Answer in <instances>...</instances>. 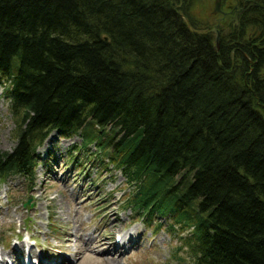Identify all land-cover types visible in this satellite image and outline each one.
<instances>
[{
    "label": "trees",
    "instance_id": "trees-1",
    "mask_svg": "<svg viewBox=\"0 0 264 264\" xmlns=\"http://www.w3.org/2000/svg\"><path fill=\"white\" fill-rule=\"evenodd\" d=\"M173 1L0 0V184L31 188L43 141L77 136L122 176L124 211L185 234L188 264H264V83Z\"/></svg>",
    "mask_w": 264,
    "mask_h": 264
},
{
    "label": "rangeland",
    "instance_id": "rangeland-1",
    "mask_svg": "<svg viewBox=\"0 0 264 264\" xmlns=\"http://www.w3.org/2000/svg\"><path fill=\"white\" fill-rule=\"evenodd\" d=\"M200 6L199 2L197 14ZM12 131L0 87V151L13 147ZM80 141L77 136L50 134L36 150L46 164L37 166L33 186L29 188L19 176L0 184V259H11V249L20 245L17 252L24 257L47 254L53 263L62 259L59 264H188L186 248L176 250L185 234L166 232V228L154 232L153 223L144 225L130 212L121 211L128 190L122 176L110 165H100L90 154L91 146L80 149ZM118 233L133 235L132 244H137L124 245L120 254L109 251L108 244ZM101 240L105 250L96 245ZM44 263L42 259L40 264Z\"/></svg>",
    "mask_w": 264,
    "mask_h": 264
},
{
    "label": "flooded vegetation",
    "instance_id": "flooded-vegetation-1",
    "mask_svg": "<svg viewBox=\"0 0 264 264\" xmlns=\"http://www.w3.org/2000/svg\"><path fill=\"white\" fill-rule=\"evenodd\" d=\"M199 2L201 12L197 14ZM192 5L196 9L195 18L203 23L202 33L211 37L214 48L219 50L222 65L242 71L243 83L247 79L264 83V0H174L171 3L177 10Z\"/></svg>",
    "mask_w": 264,
    "mask_h": 264
},
{
    "label": "bare ground",
    "instance_id": "bare-ground-1",
    "mask_svg": "<svg viewBox=\"0 0 264 264\" xmlns=\"http://www.w3.org/2000/svg\"><path fill=\"white\" fill-rule=\"evenodd\" d=\"M48 141H49V139H47ZM114 217V219H116V216L114 215L113 216ZM115 227V226H114ZM85 230V229H84ZM41 232V231H40ZM67 232V231H66ZM82 234V233H81ZM65 235H68V232L67 233H65ZM127 235H129V234H126V235H124V236H121L122 237V239H123V241H125L126 240V237L125 236H127ZM95 236V235H94ZM93 237V236H92ZM132 237L135 239V237L133 236V235H129V242H130V244H131V246L132 245H134V243L132 244V242H133V240L134 239H132ZM89 239V238H88ZM95 241V240H94ZM86 243V242H85ZM108 244V243H107ZM97 245V247H99V248H101L102 250H105V245H106V243H105V241L104 240H101L100 242L98 241V243L96 244ZM109 245V251H113V253H117V249L116 248H118V246L117 245H113V244H111V243H109L108 244ZM21 246L19 245V246H17V248L15 249L16 251H20L19 250V248H20ZM30 248V247H29ZM101 250V251H102ZM22 251V250H21ZM33 251V250H32ZM31 250H28V254H34L33 252H32ZM37 251V250H36ZM12 257H11V260H13L15 263L14 264H20V262H21V260H20V254L18 253V252H14V251H12ZM108 254V253H107ZM6 259V258H5ZM34 259H35V261L37 262V263H39L40 264V262L42 261V259L41 258H38L37 257V255L34 257ZM50 259H48L47 258V260H45V259H43V261L45 262L44 264H59V263H61L62 262V259L58 262H56V263H53V261H49ZM55 260V259H54ZM5 262V260L3 259V258H1L0 259V264H3Z\"/></svg>",
    "mask_w": 264,
    "mask_h": 264
},
{
    "label": "water",
    "instance_id": "water-1",
    "mask_svg": "<svg viewBox=\"0 0 264 264\" xmlns=\"http://www.w3.org/2000/svg\"><path fill=\"white\" fill-rule=\"evenodd\" d=\"M215 44H217V39L215 40ZM28 203V201L24 204V206Z\"/></svg>",
    "mask_w": 264,
    "mask_h": 264
}]
</instances>
